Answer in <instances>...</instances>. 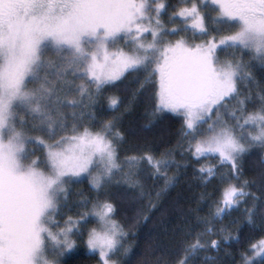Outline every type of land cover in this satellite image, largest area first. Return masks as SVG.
Segmentation results:
<instances>
[{"label": "snow or ice", "instance_id": "6c2138e0", "mask_svg": "<svg viewBox=\"0 0 264 264\" xmlns=\"http://www.w3.org/2000/svg\"><path fill=\"white\" fill-rule=\"evenodd\" d=\"M125 81L127 104L106 95ZM149 92L142 131L175 118V141L121 159L123 116ZM257 152L264 0H0V264H71L81 248L97 264H148L116 217L146 203L134 223H147L189 167L214 187L180 212L175 264L212 260L245 228L259 238L239 264H264V156L245 174Z\"/></svg>", "mask_w": 264, "mask_h": 264}, {"label": "trees", "instance_id": "16d2710c", "mask_svg": "<svg viewBox=\"0 0 264 264\" xmlns=\"http://www.w3.org/2000/svg\"><path fill=\"white\" fill-rule=\"evenodd\" d=\"M195 42L199 43L200 41L197 40ZM257 78H259V72H257ZM131 79L132 77H129V81ZM135 87V84H130L128 81H125L119 90H113L106 95H120L124 99L125 104H127L128 97ZM150 95L151 93L149 92L140 97L132 110L123 116L121 127L126 134V139L120 150L121 159L125 155L139 154L145 146H150L153 151L159 153L165 149L170 141H175L176 131L180 127L179 122L175 118L162 120L155 124L151 130L142 131L150 119L145 115L152 107L148 99ZM123 112V106L118 113L105 111L103 118L109 119L113 114L120 115ZM167 115L171 117L170 114ZM262 156H264V153L257 152L246 157L245 174L247 176L252 177L258 174ZM195 167H199V165ZM192 172L193 169L191 167L186 172H182L180 182L175 188L170 189L168 195L159 202L160 210H153L150 214V220L147 223H142L138 226L134 223L137 208H146V203L133 204L131 206L125 204L119 212L116 218L128 224L131 230L137 233L135 239L130 241L136 253L133 257L134 262L147 259L148 264H175L180 258L181 253L179 252L176 238L173 235V229L181 225L182 217L180 212L187 211L189 197L197 199L202 192H211L214 187V184L208 185L207 188L201 186L198 180L192 178ZM71 191V199L73 200L78 198L75 193L79 191L87 193V181L85 180L80 184L74 185ZM192 206L194 207L195 205L193 204ZM165 209H167V214H164ZM201 214H207V208ZM238 216L239 213H234V217ZM225 223H227V220ZM232 234L236 235L235 230H233ZM258 238V232H251L245 228L241 234L240 244L222 247L218 253H207L206 255L213 258L207 262L203 259L205 254L201 253L200 257L197 258L196 264H239V254L248 246V241ZM153 249L155 251H152ZM97 259L86 254V249L81 248L79 254L72 258L71 264H97Z\"/></svg>", "mask_w": 264, "mask_h": 264}, {"label": "rangeland", "instance_id": "374dc122", "mask_svg": "<svg viewBox=\"0 0 264 264\" xmlns=\"http://www.w3.org/2000/svg\"><path fill=\"white\" fill-rule=\"evenodd\" d=\"M171 115V114H170Z\"/></svg>", "mask_w": 264, "mask_h": 264}]
</instances>
